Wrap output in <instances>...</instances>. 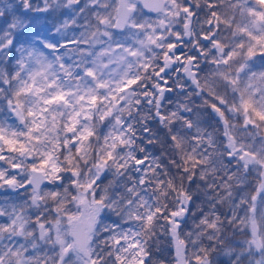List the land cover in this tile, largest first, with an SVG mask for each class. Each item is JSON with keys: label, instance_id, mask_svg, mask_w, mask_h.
<instances>
[{"label": "snow or ice", "instance_id": "1", "mask_svg": "<svg viewBox=\"0 0 264 264\" xmlns=\"http://www.w3.org/2000/svg\"><path fill=\"white\" fill-rule=\"evenodd\" d=\"M0 264H264V0H0Z\"/></svg>", "mask_w": 264, "mask_h": 264}]
</instances>
